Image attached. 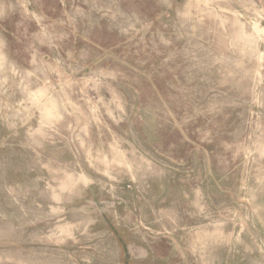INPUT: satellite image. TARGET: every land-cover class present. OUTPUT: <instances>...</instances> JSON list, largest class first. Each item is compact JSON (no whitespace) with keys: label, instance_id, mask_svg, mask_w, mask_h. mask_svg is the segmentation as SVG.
Returning <instances> with one entry per match:
<instances>
[{"label":"rangeland","instance_id":"374dc122","mask_svg":"<svg viewBox=\"0 0 264 264\" xmlns=\"http://www.w3.org/2000/svg\"><path fill=\"white\" fill-rule=\"evenodd\" d=\"M0 264H264V0H0Z\"/></svg>","mask_w":264,"mask_h":264}]
</instances>
